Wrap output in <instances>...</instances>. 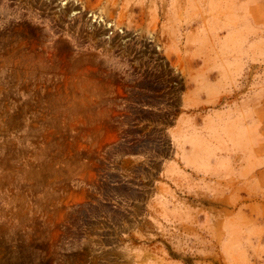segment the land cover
<instances>
[{
    "label": "rangeland",
    "instance_id": "1",
    "mask_svg": "<svg viewBox=\"0 0 264 264\" xmlns=\"http://www.w3.org/2000/svg\"><path fill=\"white\" fill-rule=\"evenodd\" d=\"M0 264H264V0H0Z\"/></svg>",
    "mask_w": 264,
    "mask_h": 264
}]
</instances>
